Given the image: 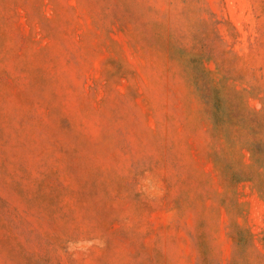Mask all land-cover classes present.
Segmentation results:
<instances>
[{"label": "rangeland", "instance_id": "obj_1", "mask_svg": "<svg viewBox=\"0 0 264 264\" xmlns=\"http://www.w3.org/2000/svg\"><path fill=\"white\" fill-rule=\"evenodd\" d=\"M0 264H264V0H0Z\"/></svg>", "mask_w": 264, "mask_h": 264}]
</instances>
